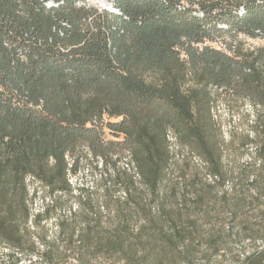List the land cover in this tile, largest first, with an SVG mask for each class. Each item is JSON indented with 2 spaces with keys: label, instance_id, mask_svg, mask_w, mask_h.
I'll use <instances>...</instances> for the list:
<instances>
[{
  "label": "trees",
  "instance_id": "1",
  "mask_svg": "<svg viewBox=\"0 0 264 264\" xmlns=\"http://www.w3.org/2000/svg\"><path fill=\"white\" fill-rule=\"evenodd\" d=\"M110 3L0 0V243L26 251L30 182L72 193L85 147L123 195L104 215L80 200L79 225L58 223L70 251L32 250L29 264H264V122L242 144L256 145L252 171L236 175L214 114L222 94L264 110V48L206 44L264 39V0Z\"/></svg>",
  "mask_w": 264,
  "mask_h": 264
},
{
  "label": "rangeland",
  "instance_id": "2",
  "mask_svg": "<svg viewBox=\"0 0 264 264\" xmlns=\"http://www.w3.org/2000/svg\"><path fill=\"white\" fill-rule=\"evenodd\" d=\"M91 5L100 8L112 9L110 0H90ZM218 50L230 52V49L241 47L244 51H255L264 48V39H252L244 35H216L213 42L206 43ZM223 91H218L221 94ZM213 94H217L215 89ZM227 98H226V97ZM214 110L215 120L219 128L220 141L226 149L225 164L229 170L238 175L240 172H251L252 168L245 169L247 163L251 164L255 160L256 145L261 140L260 134L256 132L258 121L264 122V110L255 108L249 101L221 96ZM261 119V120H260ZM105 138L107 141H116L117 139L107 128L104 129ZM262 135V133H261ZM255 142L254 145L242 148V144L246 143L247 137ZM174 143V140H171ZM176 159L186 158L190 161L189 172L194 173L199 161L190 155L187 149L182 150L174 145ZM80 153L82 157L77 163V173L69 176V185L72 193H57L50 196L47 189L33 181L30 182L29 188V220L23 226L21 234L26 242L24 253H15L9 247L0 243V264H29V251H47L49 249L63 253L70 251V243H68V235L70 230L66 231L65 235H61L59 220L61 217H68L69 228L79 225L83 217L87 214L84 206L79 204L82 200L86 207H91L94 212H100L104 215V205L110 204L108 195L120 197L123 194L119 191L120 186L115 184V176L112 175V170H107L106 164L101 159L94 158L85 147H81ZM127 154H125L126 157ZM116 157H113L115 160ZM128 159V158H127ZM71 161V159H70ZM123 160V166L127 168L126 162ZM182 166V162L180 164ZM131 171V172H130ZM129 173L133 174L134 170L130 166ZM127 181V177L124 178ZM139 187H141L139 185ZM142 189V188H141ZM114 208V204H111ZM49 208L47 218L39 223L36 219L38 215L43 214ZM70 210L76 213V217H72ZM213 215L218 212H213ZM66 215V216H65ZM96 219L95 214L90 216ZM220 218L225 216L220 214ZM227 221V220H226ZM79 229V228H78ZM72 249V246H71ZM85 250V249H84ZM216 260L209 264H216Z\"/></svg>",
  "mask_w": 264,
  "mask_h": 264
}]
</instances>
